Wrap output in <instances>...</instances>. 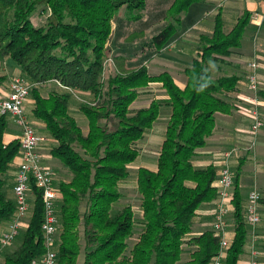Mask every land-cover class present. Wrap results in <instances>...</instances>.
Returning a JSON list of instances; mask_svg holds the SVG:
<instances>
[{
  "label": "trees",
  "instance_id": "16d2710c",
  "mask_svg": "<svg viewBox=\"0 0 264 264\" xmlns=\"http://www.w3.org/2000/svg\"><path fill=\"white\" fill-rule=\"evenodd\" d=\"M200 1L172 0L168 23L151 38L155 48L167 43L181 27V14ZM38 5L48 11L44 25L31 19ZM124 5L136 21L146 0H0V55L16 61L30 82L59 85L47 94L31 87L29 94L32 115L43 124L41 131L35 129L53 139L49 152L58 162L47 165L58 191L57 264H79L81 254L82 264H207L220 247V236L212 227L192 234V227L199 208L217 195L220 163L196 166L194 157L212 135L216 113L237 109V97L231 93L240 80L235 72L214 76L208 63L225 62L224 56L241 46L252 13L244 10L229 30L221 13L215 15L212 32L199 35L197 54L184 70L186 83L181 87L168 71L151 74L146 64L129 65L126 54L113 57L115 70L105 77L112 20ZM6 78L0 72V83ZM153 81L166 90L165 103L153 99L148 106L133 108ZM259 94L264 99V90ZM75 95L82 97L75 111L86 117L87 130L72 111ZM165 105L171 111L157 167L140 166L136 173L141 210L137 221L130 203L116 202L123 200L121 185L132 175L139 142ZM7 118L12 119L0 117V234L16 214L15 175L11 181L8 173L20 153V139L4 142ZM60 168L67 170V178ZM240 169L239 164L234 170V236L224 264L239 263L250 227L244 217ZM260 192L262 220L252 236L264 264V186ZM30 207L29 223L20 229L14 247L2 251L0 264H32L46 252L41 227L45 207L34 180ZM185 251L189 256L183 258Z\"/></svg>",
  "mask_w": 264,
  "mask_h": 264
},
{
  "label": "crops",
  "instance_id": "0c3cea01",
  "mask_svg": "<svg viewBox=\"0 0 264 264\" xmlns=\"http://www.w3.org/2000/svg\"><path fill=\"white\" fill-rule=\"evenodd\" d=\"M246 9L249 10L251 13L255 9L262 10L263 9L262 1L261 0H204L200 2H195L189 7L188 11L183 12L181 14L180 29L167 41V44L170 43L171 41H174V42L176 41V45L174 48L163 49L162 47L161 49H157L152 45L153 47H151V50L149 49L151 53L142 52V54L144 55H147L150 53L149 57L140 61L139 63H135L136 61H133L136 59L131 58L132 56L131 53L127 54V53L116 52L115 55H119V54L129 55L130 56V60L128 62L129 65H138L142 63L146 64L150 73H151L150 64L157 63L161 66V70H159L158 72L151 73V74H158L162 71H168L172 74L175 81L181 87H183L186 83V75L184 73V70L186 67L191 65L193 58L196 56L194 47H191L188 43L189 42L188 35L195 32V37L197 36L199 38V35L201 33H211L214 28V17L217 13H221L224 19V23H225V26H224L225 30H229V28L235 23L237 17L240 14H242L243 11ZM207 16L213 19L212 23L209 18L206 19ZM228 18L231 19V21H233L231 25L229 24ZM207 20H208V23L207 25H205ZM253 24L259 26L257 34L253 33L254 32V30H252V27H254ZM262 26H264V22L258 25L250 21V24L246 29L245 36L242 40L241 46L233 49L235 51L241 50L244 46H248L249 48V45H245V42L248 41L246 40L247 35L248 34L250 35V33H253V35L256 34L255 39H254L256 40V42L253 44V41L250 40L251 41V44H250L251 53L249 55H245L250 58L245 60V58L242 59L238 57L236 59L237 63L239 64L238 65L239 69L241 70L240 73L237 72V74L240 76V80L238 84V90L232 92L231 94L232 95L234 94V97H237V100H236L237 106H238L237 109L233 110L231 113H223V112L216 113V126H215L214 131L212 135L208 137L206 146L199 148L197 150L196 156L194 157V164L196 166L202 167V166L207 165L210 162L221 163L222 154L221 152L219 153L218 151H216L220 148L221 145L222 146L233 145L234 146L233 148L236 147L240 149L241 151L242 149L244 150L248 146L251 147L252 142L255 141L254 147L253 146L251 147L253 148L254 152L251 153L249 151L251 154L246 153L247 156L251 157L250 161H246V158L242 157L240 158L239 163L237 164V167L239 164L241 165V169L239 171V186H240L241 193L243 196V202H246V203L248 201L249 192L253 188L257 187L260 189L264 186V180H261L259 178V174L261 172L264 177V166L262 168L260 164H257V162H254L253 160L255 159V157L256 158L258 157L259 160L261 161L264 160V125L260 128V130L256 133V135H254L251 129V124L253 122V117L251 114V105L245 99L247 98L245 96H248L251 94L248 88V79H247L248 72L247 71L249 70V68H248L247 62L253 56H255L254 53H256L257 48H262V49L264 48V44H263L264 43V29H261ZM115 31H117L116 35H118L117 28H114V26H112L111 35H113ZM153 35L154 34H152L150 38H152ZM120 36L121 35H119L118 37ZM108 42H107V45H108ZM107 45H106V48H107ZM127 49H130V48L128 47ZM247 50H244V51H247ZM163 51H166V52H163ZM156 52H160L159 54L160 56L154 55V53ZM224 59H225V56H224ZM260 59H261L260 62H258L257 75H258V80H259V88L261 90H264V56L263 58H260ZM213 62H218V61H213ZM221 63L223 62H220V64ZM9 66L10 68H12V70H15V71L12 73L1 71L2 73L7 75V78L3 81V85H0V94H6L8 92L10 81L12 80L13 77L17 76L18 73L22 71L20 65L17 64L16 61H14L13 59H12V62L9 63ZM147 88H149V90H152V91L159 90V94L153 93L154 96H152L147 103H144V104L140 103V105H138V102H140L139 100L142 98V97L140 98V94H139L137 99L132 104L133 108L145 107V106H148L153 99H160V98L168 97L166 90L162 87V83L159 81L150 82ZM86 93L87 92H85L84 94ZM32 99L29 100V97H28L25 103L26 111L28 113L30 112L31 114H32V107H33ZM164 109H165L164 117H167L168 119L171 109L169 106H163L162 112ZM261 113L264 119V99L263 98H262V104H261ZM76 117L79 123L83 126V128L87 130V124H86L87 119H85V117L81 115L79 110L77 111ZM7 121H8V125L4 133L5 143H8L10 140L14 138L19 139V134H20V129L18 125L15 123V121L13 119H8V118H7ZM156 121L157 120H155L152 127L149 128L145 132V139L143 140L144 143H146V147H147L144 149L145 157L147 159L150 158L153 161V164L151 165L150 163H141L140 157L142 153L139 152V156L137 157V159L130 165L131 174L134 177L135 187H136V173H137V169L140 166H146L152 169H155L157 167V158L159 155L162 141L165 136L167 124L163 122L161 126H157L155 125ZM35 123L43 126L41 122L35 121ZM156 140L159 141V148L157 149V151L154 150L153 152H151L152 154H154V155H151L149 153V150L154 147L153 145H155ZM53 144H54L53 139L48 137L46 141L43 144H41L39 151L42 155V161L44 164L50 165V166H57L58 165L57 159L54 158L49 152V149ZM245 150H249V149H245ZM235 160L236 158L232 159V163L235 162ZM19 161H20L19 156H17L14 161V164L12 165L8 173L9 180L11 181L14 180V175H15ZM10 196H13L12 190L10 191ZM213 206L214 204L213 202H211V203H205L201 206V208H199V210L197 211V216L195 217V222L192 227V234H199L203 230L212 227ZM262 207L263 205L260 203V208L262 209ZM233 212L234 210H231L229 214V219H228L229 223H228V229H227V237L229 238V240H231L232 237L234 236ZM255 228H253L251 225L248 228V237H247V241L245 244V250L240 255L238 264H247L249 260L255 257V255L253 254V250L258 251V248H256V246L254 245L255 242L252 236V232L254 231ZM16 243H17V240H16ZM258 257H259V251L256 255V258Z\"/></svg>",
  "mask_w": 264,
  "mask_h": 264
},
{
  "label": "built area",
  "instance_id": "2783aa9c",
  "mask_svg": "<svg viewBox=\"0 0 264 264\" xmlns=\"http://www.w3.org/2000/svg\"><path fill=\"white\" fill-rule=\"evenodd\" d=\"M261 1L263 9L252 11L250 18L251 22L258 25L264 22V0ZM249 66L250 71L247 79L251 94L245 96L247 97L245 99L251 105L253 117L251 129L254 135H256L264 125L261 113L262 97L259 94V80L256 72L258 64L255 61H250ZM31 84L26 76L17 75L10 81L8 92L0 94V117H11L20 129V161L13 186L16 214L8 223L7 228L0 234V256L2 251L13 243L19 235L20 229L26 224V214L31 206V183L34 180L42 190L45 209L41 227L47 250L42 256L33 259L32 264H57V253L54 247L56 246V234L59 225V218L55 212V199L57 198L58 191L53 181V172L49 166L43 164L42 155L39 151L41 144L46 141V137L35 129L26 113L25 103L31 91ZM251 145L254 147L255 141ZM235 150L237 149L233 148L221 153L222 162L220 163V169L215 181L217 195L213 199L214 206L212 209V228L214 233L220 236V247L207 264H224L226 251L230 246L227 229L229 214L233 210L235 174L231 160ZM261 197L262 193L260 189L257 187L253 188L249 192L248 201L245 204L244 217L246 222L253 228L262 220L260 210ZM257 253V250H253L255 257L249 260L247 264H261L258 258H256Z\"/></svg>",
  "mask_w": 264,
  "mask_h": 264
},
{
  "label": "rangeland",
  "instance_id": "374dc122",
  "mask_svg": "<svg viewBox=\"0 0 264 264\" xmlns=\"http://www.w3.org/2000/svg\"><path fill=\"white\" fill-rule=\"evenodd\" d=\"M171 2H172V0H146V5H145V8L143 10V16H142V18H140L139 20H136V21L131 20L130 9H128L125 5L120 8L119 12L113 17V20H112V26H114V28H117L118 35H116L117 31H115L113 35H110V37H109L110 40L108 39L109 42H108V45L106 48V58L104 61L105 62V77H107L110 73L114 72L113 57H114L116 52L127 53V54L131 53V55H132L131 58L136 59V60H133V61H136L135 63H139L140 61L149 57V55L151 53L150 52L151 47L154 46L152 44L150 37L152 34H156L158 31H160L168 23L169 18L166 15H167V9H168ZM256 10H258V9H255L253 11H256ZM47 16H48V11H43L42 5H38L37 9L31 14V19H32L33 23L36 25H44V24H46ZM208 18H209V16L206 17V19H208ZM209 19L211 20V23H212L213 19L212 18H209ZM228 21H229L230 25L233 22L229 18H228ZM207 23H208V20L205 23V25H207ZM258 29H259V26L254 25V27H252V30H254L253 33L257 34ZM261 29H264V26H262ZM253 33H250V35L248 34L247 38H246V40H248V41L245 42V45H249V48H248V46H244L241 50H236V51L233 50L230 55L225 56V62H223L221 64H220V62L208 63V67L211 69L214 76H218L221 74H228V73H232V72L240 73L241 70L239 69V66H238L239 64L237 63L236 59L238 57H240L242 59L245 58V60L250 58V57H247L245 55H249L251 53V50H250L251 41L250 40L253 41V44L256 42V40H254L256 34L253 35ZM119 35H121V36L118 37ZM188 39H189V42H188L189 45L191 47H194L195 52H196L197 45L199 43V38L197 36L195 37V32L192 34H189ZM175 45H176V41L175 42L171 41L168 44L166 43L163 46V49L174 48ZM128 47L130 49H127ZM112 49H113V51H112ZM244 50H247V51H244ZM142 52H150V53L147 55H144V54H142ZM163 52H166V51H163ZM159 54H160V52L154 53V55H156V56ZM196 54H197V52H196ZM254 55L255 56H253L247 62L248 68H249V70L247 71L248 73L250 71L249 62L255 61L258 64V62H260V60H261L260 58H263V56H264V48L263 49L257 48L256 53H254ZM256 56L258 59L256 58ZM11 62H12V58L10 56L0 55V72L1 71L2 72L3 71L8 72V73L14 72L15 70H12V68H10V66H9V63H11ZM150 66H151L150 67L151 73L158 72L159 70H161V66L157 63H151ZM236 66H238V67H236ZM256 72H257V70H256ZM248 73H247V75H248ZM18 75H24V74L21 71L18 73ZM0 85H3V82L0 83ZM31 85H32V87L39 88L41 93H43V94H47L49 91L54 90L57 87L59 88L58 82H56V81H48V82H45L43 84H41V83L37 84V83L32 82ZM153 93L159 94V90H153L152 91V90H149V88H147V87L142 89V91L140 93V98L141 97L142 98L139 100L140 102H138V105H140V103L141 104L147 103L149 101V99L152 96H154ZM232 96L234 97V94ZM80 98H82V97H78L77 95H75L74 100L72 101L71 107H72V111H74V113H77L75 111V109L81 100ZM31 99H32V96L29 95V100H31ZM159 100H161V102L165 103L166 98H160ZM80 113L83 117H85L82 112H80ZM164 116H165V109L163 110V112L161 109L159 118H157L155 125L161 126V124L163 122L167 124L168 119H167V117H164ZM28 117L31 120V122L33 123V125L35 126V128L37 130L41 131V129H40L41 125L35 123V121H34L35 119L30 112L28 113ZM85 119H86V117H85ZM86 124H87V120H86ZM144 139H145V136L138 144L139 151L142 153V155L140 157L141 163H150L152 165L153 161L150 158L147 159L145 157L144 149L147 147H146V143H144V141H143ZM153 146L154 147L149 150V153L151 155H154L151 152H153L154 150L157 151V149L159 148V141L156 140L155 145H153ZM233 147H234L233 145H227V146L221 145L220 148L216 151H218L219 153L220 152L223 153L224 151L232 149ZM248 147L245 149H249V150H245V149L243 150L242 149L241 151H240V149L235 147V149H237V150H235V152L232 156V159L236 158L235 162L232 163L234 170L236 169L240 158L245 157L246 161H250L251 157L247 156L246 153H250V152L253 153L254 151H253V148H248ZM46 151H48V150H46ZM252 158H254V157H252ZM253 160H254V162H257V164H260V166H262V168H263L264 160L261 161V160H259L258 157L257 158L255 157V159H253ZM60 172L62 173L63 178L68 177V173H66L67 172L66 169L60 168ZM260 174H259V178L261 180H264L262 172ZM121 191L123 193V200H122V198H120L119 201L116 202V205L121 204L122 201L124 203H130L134 209L135 219L138 221L141 217L140 195L138 194V191H137L136 187L134 186L133 175H131L130 178H128L124 183H122ZM32 210H33V207H30L29 213L25 218L26 225L30 221V217L32 215ZM261 217H262V211H261ZM138 231H139V226L136 227V232H138ZM136 235L137 234H135V236ZM19 238L20 237H18L17 241H19ZM134 239L135 238L133 236L132 240H130V243H132L134 241ZM11 247H14V245L11 244L10 248ZM188 256H189L188 251H185L183 253V258H186ZM258 259L260 262L259 257H258ZM82 260H83V255L81 254V256L79 257V264H82Z\"/></svg>",
  "mask_w": 264,
  "mask_h": 264
}]
</instances>
